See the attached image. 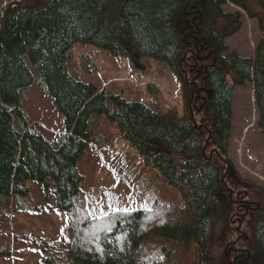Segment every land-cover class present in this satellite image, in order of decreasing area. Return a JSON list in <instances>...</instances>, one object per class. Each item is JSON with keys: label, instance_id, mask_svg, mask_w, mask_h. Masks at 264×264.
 I'll return each mask as SVG.
<instances>
[{"label": "trees", "instance_id": "16d2710c", "mask_svg": "<svg viewBox=\"0 0 264 264\" xmlns=\"http://www.w3.org/2000/svg\"><path fill=\"white\" fill-rule=\"evenodd\" d=\"M228 4L242 11H225ZM244 12L261 32L254 57L226 43L241 30ZM75 42L115 56L134 47L138 56L166 62L180 82L182 110H156L75 78L67 62ZM247 80L254 82L264 136V0L11 2L0 29L1 205L10 208L12 197L24 202L29 180L51 182L57 209L70 216L69 233L59 239L65 249L48 263L264 264V190L243 177L229 156L235 86ZM33 83L64 115L66 132L54 140L32 125L26 110ZM94 114L116 123L181 199L164 201L150 191L157 194L150 206L94 215L78 168L90 143L105 142L102 132L93 131ZM219 222L224 229L218 239ZM241 225L251 229L249 235ZM217 241L224 242L220 261L212 250Z\"/></svg>", "mask_w": 264, "mask_h": 264}, {"label": "rangeland", "instance_id": "374dc122", "mask_svg": "<svg viewBox=\"0 0 264 264\" xmlns=\"http://www.w3.org/2000/svg\"><path fill=\"white\" fill-rule=\"evenodd\" d=\"M14 1L0 0V29L3 27L5 8ZM224 9L232 12L241 10L233 4L224 5ZM242 21L241 30L228 37L226 43L230 50L254 57L261 32L256 19L249 18L246 12ZM129 51L127 55L115 56L93 44L75 42L68 55V69L75 78L94 83L98 90L121 94L128 100L141 101L156 110L171 107L182 110L180 82L168 64L138 56L134 47ZM26 59L29 62L28 56ZM32 70L36 74V70ZM27 97L26 110L32 125L39 127L50 140L66 132L64 115L44 87L33 83ZM233 103L229 156L243 177L264 190V137L257 126L258 110L252 80L243 86H235ZM92 117L97 119L93 131L102 132L105 142L102 140V145H98L100 139L94 141L96 144L90 143L78 160V168L84 175L82 188L89 207L96 211L94 215L100 217L110 211L142 205L147 207L157 194H161L160 199L164 201L181 199L179 190L170 185L157 168L143 162L137 150L122 137L116 123L102 114ZM28 185L30 194L24 202L12 197L10 208L0 203V251L7 253L0 256V264H54L48 263L47 259L52 255L56 257L65 249L60 240L69 233V213L57 209L51 182L29 180ZM150 191L158 193L154 195L155 192ZM25 203L27 206L21 207ZM99 225L105 226L106 222ZM241 227L250 234V228ZM216 229L215 237L219 239L224 229L221 222L216 223ZM228 232L232 238L238 235L232 226ZM223 243L217 241L212 248L217 261L221 260V254L224 255Z\"/></svg>", "mask_w": 264, "mask_h": 264}, {"label": "snow or ice", "instance_id": "6c2138e0", "mask_svg": "<svg viewBox=\"0 0 264 264\" xmlns=\"http://www.w3.org/2000/svg\"><path fill=\"white\" fill-rule=\"evenodd\" d=\"M125 211L127 212L128 210H127V209H125Z\"/></svg>", "mask_w": 264, "mask_h": 264}, {"label": "bare ground", "instance_id": "6f19581e", "mask_svg": "<svg viewBox=\"0 0 264 264\" xmlns=\"http://www.w3.org/2000/svg\"><path fill=\"white\" fill-rule=\"evenodd\" d=\"M231 240V239H230Z\"/></svg>", "mask_w": 264, "mask_h": 264}]
</instances>
